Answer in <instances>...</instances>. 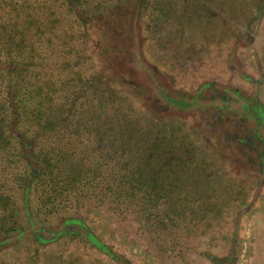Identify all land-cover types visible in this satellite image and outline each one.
<instances>
[{"label":"rangeland","instance_id":"1","mask_svg":"<svg viewBox=\"0 0 264 264\" xmlns=\"http://www.w3.org/2000/svg\"><path fill=\"white\" fill-rule=\"evenodd\" d=\"M137 26L193 109L122 68ZM213 81L264 106V0H0V264H264V165Z\"/></svg>","mask_w":264,"mask_h":264},{"label":"flooded vegetation","instance_id":"2","mask_svg":"<svg viewBox=\"0 0 264 264\" xmlns=\"http://www.w3.org/2000/svg\"><path fill=\"white\" fill-rule=\"evenodd\" d=\"M137 28L138 26L135 30L133 29L132 45L130 43L127 44L126 49L131 47L129 52L121 59L120 65L122 68L132 76H136L138 84L141 85H139L141 92L144 89L145 96L156 107H161L163 112L170 114V112L178 113L181 109H193L194 106L198 105L195 102L203 99L202 96L197 94L190 100L186 99V97H179L175 91L162 87L161 82L158 81L160 79H156V74L159 73L158 70L141 56V41L138 33L139 29ZM224 86L225 88L222 89L221 85L215 81L201 86L204 92L207 90L212 91L209 98L210 103L206 104L207 107L205 109L208 108L211 114L213 112L217 114L216 117L219 123H215L216 126L214 128L217 129L220 123L228 121L229 115H234V118L241 119L243 126L247 123L249 127L246 129L234 124L236 131L231 139L247 160L250 159L252 154H256L257 162H259L260 166L264 165V151L259 149V144L264 145V106L258 99L252 98V96L247 97L240 91L236 92L232 89L234 93L230 91V86ZM218 111L219 113H216ZM220 116L223 117L221 118Z\"/></svg>","mask_w":264,"mask_h":264},{"label":"trees","instance_id":"3","mask_svg":"<svg viewBox=\"0 0 264 264\" xmlns=\"http://www.w3.org/2000/svg\"><path fill=\"white\" fill-rule=\"evenodd\" d=\"M89 238L94 241V243L98 244L100 247H102L105 251H107V248L105 247V245H103L102 243L99 242V240L97 238H95L93 236V234H88Z\"/></svg>","mask_w":264,"mask_h":264}]
</instances>
